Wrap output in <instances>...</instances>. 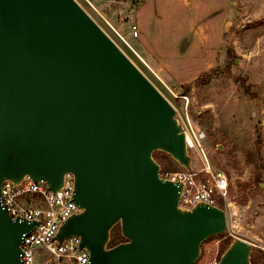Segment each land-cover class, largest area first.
Instances as JSON below:
<instances>
[{
  "label": "water",
  "instance_id": "water-1",
  "mask_svg": "<svg viewBox=\"0 0 264 264\" xmlns=\"http://www.w3.org/2000/svg\"><path fill=\"white\" fill-rule=\"evenodd\" d=\"M158 150L192 170L175 107L76 0H0V264H23V235L39 223L12 219L3 181L57 191L66 173L81 211L56 239L79 237L90 264H195L227 213L181 208ZM116 225L124 241L110 245ZM252 252L235 239L219 264H253Z\"/></svg>",
  "mask_w": 264,
  "mask_h": 264
},
{
  "label": "rangeland",
  "instance_id": "rangeland-1",
  "mask_svg": "<svg viewBox=\"0 0 264 264\" xmlns=\"http://www.w3.org/2000/svg\"><path fill=\"white\" fill-rule=\"evenodd\" d=\"M76 1L182 124L205 133L207 159L228 176V230L202 244L195 264L220 259L223 244L235 239L251 243L264 264V0ZM190 154L192 169L201 168ZM154 158L164 170L184 168L164 151Z\"/></svg>",
  "mask_w": 264,
  "mask_h": 264
},
{
  "label": "built area",
  "instance_id": "built-area-1",
  "mask_svg": "<svg viewBox=\"0 0 264 264\" xmlns=\"http://www.w3.org/2000/svg\"><path fill=\"white\" fill-rule=\"evenodd\" d=\"M189 152L198 154L201 168L188 170L160 169L161 178L183 185L179 198L181 208L192 209L207 202L227 210L229 179L227 174L211 166L203 148L205 133L192 125H184ZM194 155V154H193ZM75 176L66 173L63 186L53 191L41 180L25 176L20 183L5 179L1 186V203L12 219L38 221L30 232L23 235L21 260L23 264H90L88 249L80 246V238L69 237L62 242L56 239L60 226L81 208L74 200ZM221 202H224L223 205ZM227 213V212H226ZM44 250L49 256L44 257ZM219 258L209 264H219Z\"/></svg>",
  "mask_w": 264,
  "mask_h": 264
},
{
  "label": "trees",
  "instance_id": "trees-1",
  "mask_svg": "<svg viewBox=\"0 0 264 264\" xmlns=\"http://www.w3.org/2000/svg\"><path fill=\"white\" fill-rule=\"evenodd\" d=\"M112 236H111V244L110 245H115V244H118V243H120V242H122V241H124V238L122 237V235H121V231H120V229L116 232V233H112L111 234ZM224 234H219V236H223ZM212 237H215V236H212ZM211 238V237H210ZM209 239V238H208ZM230 243H231V241L230 240H228V241H226L224 244H223V246H222V252L221 253H223L227 248H228V246L230 245ZM252 263L253 264H257V262H256V260H255V258H253L252 257Z\"/></svg>",
  "mask_w": 264,
  "mask_h": 264
}]
</instances>
